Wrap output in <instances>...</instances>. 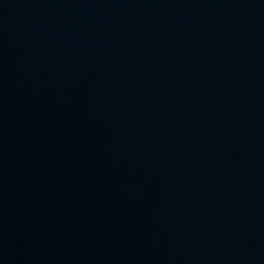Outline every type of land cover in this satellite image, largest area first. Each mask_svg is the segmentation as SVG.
I'll use <instances>...</instances> for the list:
<instances>
[{"label": "water", "instance_id": "1", "mask_svg": "<svg viewBox=\"0 0 264 264\" xmlns=\"http://www.w3.org/2000/svg\"><path fill=\"white\" fill-rule=\"evenodd\" d=\"M0 264H264V0H0Z\"/></svg>", "mask_w": 264, "mask_h": 264}]
</instances>
